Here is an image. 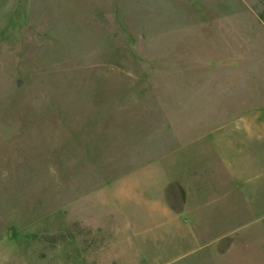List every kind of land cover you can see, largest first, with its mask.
Masks as SVG:
<instances>
[{
    "label": "rangeland",
    "instance_id": "1",
    "mask_svg": "<svg viewBox=\"0 0 264 264\" xmlns=\"http://www.w3.org/2000/svg\"><path fill=\"white\" fill-rule=\"evenodd\" d=\"M0 264H264V0H0Z\"/></svg>",
    "mask_w": 264,
    "mask_h": 264
},
{
    "label": "crops",
    "instance_id": "2",
    "mask_svg": "<svg viewBox=\"0 0 264 264\" xmlns=\"http://www.w3.org/2000/svg\"><path fill=\"white\" fill-rule=\"evenodd\" d=\"M191 176H192L191 180H194V182L196 181L198 183V185H199V193H201L202 192V180H201L202 179V170L201 169H199V170H195L194 169L192 171ZM185 195H186V193H185ZM186 197H187V195H186Z\"/></svg>",
    "mask_w": 264,
    "mask_h": 264
}]
</instances>
